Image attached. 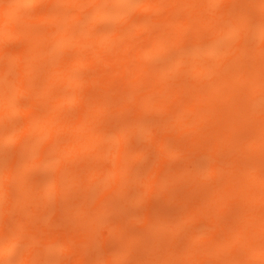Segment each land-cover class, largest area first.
<instances>
[{"label": "bare ground", "instance_id": "bare-ground-1", "mask_svg": "<svg viewBox=\"0 0 264 264\" xmlns=\"http://www.w3.org/2000/svg\"><path fill=\"white\" fill-rule=\"evenodd\" d=\"M138 3L143 19L135 20L131 9H105L102 36L91 19L101 14L99 0H19L0 16V222L19 218L18 190L35 191L34 150L42 171L51 165L58 181L83 188L105 170L120 175L128 163L150 165L163 148L173 181L153 186L145 228L129 220L127 197L108 205L123 231L115 246L127 264H264V135L260 117L245 111L264 91V34L231 45L221 39L229 21H258L264 4ZM33 5L43 8L26 9ZM17 39L18 48L6 47ZM106 93L134 96L135 112L156 123L140 149L127 115L101 109ZM18 114L26 117L13 124ZM113 132L117 142L108 145ZM209 155L218 166L214 181L198 182L194 166ZM30 207H42L35 195ZM85 211L82 204L79 212L60 206L57 234L78 242ZM202 224L207 236L196 240L189 230Z\"/></svg>", "mask_w": 264, "mask_h": 264}, {"label": "clouds", "instance_id": "clouds-1", "mask_svg": "<svg viewBox=\"0 0 264 264\" xmlns=\"http://www.w3.org/2000/svg\"><path fill=\"white\" fill-rule=\"evenodd\" d=\"M66 2L70 3V0ZM260 2L264 4V0ZM18 4L19 0H0V16ZM127 7H130L128 0H99L98 11L101 14L91 18L95 20V31L101 36L106 31L107 20L103 15L105 9ZM257 31L264 34V11L258 21L234 19L227 22L221 39L231 45L246 36H254ZM137 104V99L127 93L115 99L106 93L101 99V109H110L116 115L125 113L135 124L136 133L132 140L135 148L140 149L157 129V125L135 112ZM245 111L250 119L260 117L259 131L264 135V91L260 92L258 99L249 101ZM105 142L108 145L115 144L117 133L109 134ZM161 153L158 160H163L162 165L158 160L150 165L137 160L128 163L120 175L105 170L82 188L75 180L71 183L58 181L50 171L51 165L43 169L47 175H42L39 152L34 150L31 162L38 177L35 191L18 190L14 206L19 218L8 225L0 222V264H127L122 246H115L122 241L123 231L110 213L108 205L114 198L127 197L128 218L138 230H143L153 186L158 179L173 181V173L167 167L163 148ZM217 167L214 157L204 156L195 164L194 175L198 182L212 183ZM33 195L39 198L41 208L34 210L30 207ZM81 204L86 209L82 221L83 235L78 242L70 243L57 234L62 227L57 209L63 205L68 211L79 212ZM207 232V225L202 224L191 228L189 235L196 240H203ZM53 233L57 237L55 241L46 239V236Z\"/></svg>", "mask_w": 264, "mask_h": 264}, {"label": "rangeland", "instance_id": "rangeland-1", "mask_svg": "<svg viewBox=\"0 0 264 264\" xmlns=\"http://www.w3.org/2000/svg\"><path fill=\"white\" fill-rule=\"evenodd\" d=\"M134 1H136V0H134ZM128 2H129V1H128ZM129 3H132V4H133L134 2H133V0H132V2H131V0H130ZM132 4H131V5H132ZM135 4H137L136 7L138 6V7L140 8L139 5H140L141 3H138V0L135 2ZM138 4H139V5H138ZM129 5H130V4H129ZM131 5H130V7H131ZM39 6H40V4H38V7H39ZM133 6H135V5H133ZM36 7H37V5H36ZM36 7H35V5H33V6H30V7H26V9H27V10H30V11L32 10V12H33V11H35V9H39L38 7H37V8H36ZM41 7L43 8V5H41ZM41 7H40V8H41ZM136 7H134V10H133V7H132V8H129V10H128V7H127V8H126V9H127V13H128V11H130V9H131L130 13L132 14V17H136V18H137V19H135V20H138L139 18L143 19V18L147 15V13L143 12L142 9L140 8V11H142V12L144 13V14H143L142 12L139 11V8H136ZM34 8H35V9H34ZM42 8H41V9H42ZM41 9H40L39 11H41ZM111 9L113 10V8H111ZM115 9H117V8H115ZM118 9H119L118 11H120V8H118ZM123 9H124V8H123ZM121 10H122V8H121ZM135 10H136V11H139L140 13H142L143 17L140 15L139 12H136V14H133L132 12H135ZM30 11H29V14H33V13H30ZM36 11L39 12L38 10H36ZM36 11H35V12H36ZM113 11H114V10H113ZM27 12H28V11H26V13H27ZM37 12H36V13H37ZM116 12H117V11H116ZM121 12H122V11H121ZM124 12H125V11H124ZM36 13H34V14H36ZM119 13H120V12H119ZM130 13H128V14H130ZM138 13H139V15H138ZM125 14H126V12H125ZM137 15H138V16H141V17H138ZM107 26H108V25H107ZM14 40H15V39H14ZM14 40H13V42L11 41L12 43L10 42L11 44L7 41L9 44L7 43V46H6L5 44H4V45H5L6 47L10 46L11 48H14V46H16V47H15V49H16V48H18V47L20 46L21 41H20L19 39H17V41L14 42ZM18 40H19V44H17ZM16 44H17V45H16ZM18 45H19V46H18ZM10 47L8 48V50L11 49ZM4 49H6V48L4 47ZM6 50H7V49H6ZM170 55H172V54H170ZM163 60H165V59H163ZM163 60H160V62H162ZM23 99H24V100H23ZM23 99H21V100L19 99V100H20L19 103H20L21 101L23 102V101H25V100L28 101V99H26V97H25V98L23 97ZM20 104L24 105L25 102L20 103ZM75 107H76V106H75ZM71 109H72V108H71ZM71 109H70V110H71ZM73 109H74V108H73ZM76 109H77V107H76ZM68 111H69V110H68ZM71 111H72V110H71ZM20 115H22V117H20ZM23 115H24V114H18L17 119H13V117H12L11 120H15V121H11V122H13V124H15L14 122H16V120H17L18 122H19V120L22 121V118H23L24 116L26 117V115H24V116H23ZM14 117H15V116H14ZM18 117H20L21 119L19 118V120H18ZM23 119H24V118H23ZM23 121H24V120H23ZM23 121H22V122H23ZM18 122H16V124H17ZM19 123H21V122H19ZM11 147H13V146L11 145ZM11 147L9 146V148H10V153H11L12 150H14V149H13L14 147L12 148V150H11ZM6 150H8V149H6ZM8 151H9V150H8ZM8 151H7V153H8ZM42 172H43V171H42ZM35 173H36V172H34V176H36ZM43 173H44V172H43ZM36 174H37V173H36ZM45 174H46V173H45ZM42 175H44V174H42ZM34 176H33V173H32L31 177L33 178ZM36 177H37V176H36ZM33 179H34V178H33Z\"/></svg>", "mask_w": 264, "mask_h": 264}]
</instances>
